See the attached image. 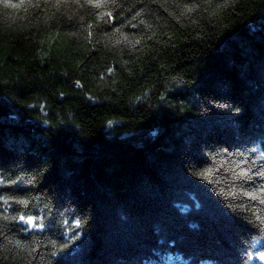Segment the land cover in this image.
I'll list each match as a JSON object with an SVG mask.
<instances>
[{
	"label": "trees",
	"instance_id": "trees-1",
	"mask_svg": "<svg viewBox=\"0 0 264 264\" xmlns=\"http://www.w3.org/2000/svg\"><path fill=\"white\" fill-rule=\"evenodd\" d=\"M260 173L264 0H0V264H260Z\"/></svg>",
	"mask_w": 264,
	"mask_h": 264
},
{
	"label": "snow or ice",
	"instance_id": "snow-or-ice-1",
	"mask_svg": "<svg viewBox=\"0 0 264 264\" xmlns=\"http://www.w3.org/2000/svg\"><path fill=\"white\" fill-rule=\"evenodd\" d=\"M7 6L12 7V8H19L20 7L19 4H8ZM96 6L99 7L98 4ZM260 175L264 176V173H260ZM240 176L247 177V173H245L244 171H241ZM247 178L251 179V177H247ZM249 195H251V193H249ZM18 219L21 221H26V223L30 226L40 227V225L33 223L34 217H32V216H27V217L26 216H19Z\"/></svg>",
	"mask_w": 264,
	"mask_h": 264
},
{
	"label": "clouds",
	"instance_id": "clouds-1",
	"mask_svg": "<svg viewBox=\"0 0 264 264\" xmlns=\"http://www.w3.org/2000/svg\"><path fill=\"white\" fill-rule=\"evenodd\" d=\"M256 255H258L260 264H264V250L259 251ZM247 259L251 261L253 259V256H248Z\"/></svg>",
	"mask_w": 264,
	"mask_h": 264
}]
</instances>
